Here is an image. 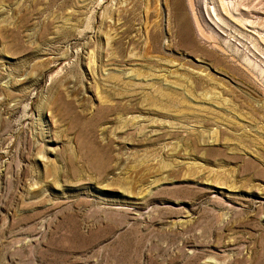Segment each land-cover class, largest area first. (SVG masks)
<instances>
[{
	"label": "rangeland",
	"instance_id": "374dc122",
	"mask_svg": "<svg viewBox=\"0 0 264 264\" xmlns=\"http://www.w3.org/2000/svg\"><path fill=\"white\" fill-rule=\"evenodd\" d=\"M0 264H264V0H0Z\"/></svg>",
	"mask_w": 264,
	"mask_h": 264
},
{
	"label": "bare ground",
	"instance_id": "6f19581e",
	"mask_svg": "<svg viewBox=\"0 0 264 264\" xmlns=\"http://www.w3.org/2000/svg\"><path fill=\"white\" fill-rule=\"evenodd\" d=\"M185 25H187V24H185ZM181 31H182V32H189L187 26H182V30H181Z\"/></svg>",
	"mask_w": 264,
	"mask_h": 264
}]
</instances>
